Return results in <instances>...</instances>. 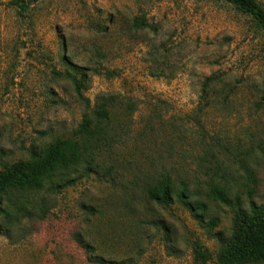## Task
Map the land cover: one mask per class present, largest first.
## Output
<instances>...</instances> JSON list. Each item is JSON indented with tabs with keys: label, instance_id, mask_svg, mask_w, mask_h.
Wrapping results in <instances>:
<instances>
[{
	"label": "rangeland",
	"instance_id": "obj_1",
	"mask_svg": "<svg viewBox=\"0 0 264 264\" xmlns=\"http://www.w3.org/2000/svg\"><path fill=\"white\" fill-rule=\"evenodd\" d=\"M64 59L86 68L89 111L111 98L89 136L75 135L87 109ZM65 138L79 139L80 160L51 179L74 182L51 192L42 177L34 192L5 195L11 209L44 196L49 211L0 233V264H96L75 234L107 260L226 264L236 211L264 204L263 28L223 0H38L23 14L0 0V171L44 159ZM162 173L176 192L186 183V199L147 197Z\"/></svg>",
	"mask_w": 264,
	"mask_h": 264
},
{
	"label": "trees",
	"instance_id": "obj_2",
	"mask_svg": "<svg viewBox=\"0 0 264 264\" xmlns=\"http://www.w3.org/2000/svg\"><path fill=\"white\" fill-rule=\"evenodd\" d=\"M16 6L19 14L28 10L31 4L38 0H11ZM232 3L240 11L250 14L264 30V6L257 0H223ZM131 26L135 29L152 26L143 19L133 18ZM66 68L65 73L70 78L76 96L84 102L87 109L81 122L75 130V135L89 136L93 132L94 119H107L109 117L110 96L102 95L97 97L96 104L89 111V99L82 95L86 68L72 64L64 59ZM78 75V77H77ZM216 80L215 76H209L203 83L202 92L206 93L209 84ZM79 139L73 140L65 138L58 140L49 147L46 156L42 160H34V163H13L0 171V233L7 235L11 225L21 218L44 219L49 211L44 196L39 197L37 204L24 202L16 204L11 208L5 206V195L11 191L20 193H30L42 187V177L50 179L48 190L58 192L62 188L72 184L74 178H61L59 182L52 180L57 174H61L73 168L80 160L81 154L78 145ZM186 183L182 181L176 192L174 190L172 178L168 173H162L158 179L147 188V197L158 205H169L175 194L179 199L184 200L186 195ZM209 195L215 201L224 205H229L228 196L225 189L219 185H211ZM189 208L192 211L204 212L207 204L204 202H191ZM18 220V221H19ZM210 228L215 226V222L209 223ZM76 243L84 250L87 258L96 264H129V259L107 260L101 255L94 254V248L84 242L78 234L74 235ZM195 255L204 260L206 252L202 251L201 246L195 244ZM220 260L226 264L258 263L264 262V204L255 205L249 203L248 211L237 210L232 222V232L226 243V248L219 255Z\"/></svg>",
	"mask_w": 264,
	"mask_h": 264
}]
</instances>
